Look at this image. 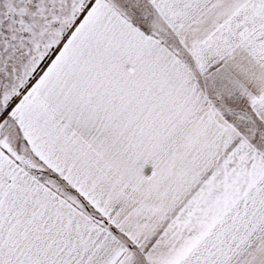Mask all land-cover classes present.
<instances>
[{
  "label": "snow or ice",
  "instance_id": "obj_1",
  "mask_svg": "<svg viewBox=\"0 0 264 264\" xmlns=\"http://www.w3.org/2000/svg\"><path fill=\"white\" fill-rule=\"evenodd\" d=\"M0 264H264V0H0Z\"/></svg>",
  "mask_w": 264,
  "mask_h": 264
},
{
  "label": "rangeland",
  "instance_id": "obj_2",
  "mask_svg": "<svg viewBox=\"0 0 264 264\" xmlns=\"http://www.w3.org/2000/svg\"><path fill=\"white\" fill-rule=\"evenodd\" d=\"M93 3H94V0H93ZM89 7H91V5H89ZM87 11V10H85ZM83 18V16H81V19ZM77 23H79V21H77ZM50 62V61H49ZM44 67H46V65H44ZM38 78V77H37ZM35 81H32V83H34ZM29 87H31V84L29 85ZM26 91V89H25ZM16 102H18V98L16 99ZM14 106V105H13ZM10 110V109H9Z\"/></svg>",
  "mask_w": 264,
  "mask_h": 264
}]
</instances>
